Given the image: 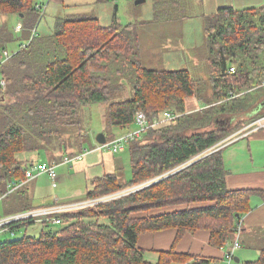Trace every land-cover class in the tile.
Wrapping results in <instances>:
<instances>
[{
    "label": "trees",
    "instance_id": "16d2710c",
    "mask_svg": "<svg viewBox=\"0 0 264 264\" xmlns=\"http://www.w3.org/2000/svg\"><path fill=\"white\" fill-rule=\"evenodd\" d=\"M189 1L154 0L151 21L186 20L191 16ZM40 6L35 0H0L1 14H23L30 38L29 47L14 54L21 71L17 70L23 73L20 83L14 77L7 79L4 73L1 77L6 79V86L0 85L4 95L0 99V194H6V213L34 208L27 203L30 197L22 182L35 161L24 163L17 155L55 150L56 142H60L56 151L68 153L65 130L70 132L76 126L78 142L84 136L80 130L82 118L79 120L82 108L97 103L109 105L105 116L110 127L105 131L108 139L114 136V129L123 133L135 129L139 110L146 113L150 123L162 119L166 110L178 116L150 127L129 144L130 181H123L118 172L96 176L86 197L160 180L96 207L59 213L60 224L43 221L39 235L25 232L21 238L0 241V264H153L138 247L139 236L168 228L178 229L175 244L187 232L207 229L212 245H228L236 235L237 222L250 210L249 200L255 191L228 188L223 148L171 175L162 174L220 143L227 134L225 127L218 126L222 115L231 117L256 106L263 109L259 113L264 116V8L227 6L203 15L210 54L209 81L195 78L185 68L143 65L139 34L146 31L143 24L148 22L122 25L118 5L114 6L110 25H103L92 14L58 16L51 34L38 35L36 26L46 14V8ZM91 22L96 26L88 33ZM67 33L81 41L74 49ZM15 78H19L18 73ZM209 88V100L204 101L203 93ZM5 94L13 96L8 99ZM117 96L121 99L115 100ZM193 96L205 104L199 111L188 113L186 99ZM211 126L215 128L209 129ZM149 137L151 141L147 142ZM86 142L87 136L79 142L81 153L94 148L91 145L93 148L83 150ZM180 206L186 209L153 214ZM32 223L35 221L14 225L13 230L16 234ZM212 263L207 257L177 253L173 247L161 253L158 264ZM243 264H264V248L257 259Z\"/></svg>",
    "mask_w": 264,
    "mask_h": 264
},
{
    "label": "rangeland",
    "instance_id": "374dc122",
    "mask_svg": "<svg viewBox=\"0 0 264 264\" xmlns=\"http://www.w3.org/2000/svg\"><path fill=\"white\" fill-rule=\"evenodd\" d=\"M44 1L45 6L48 7V3L50 0H35V2ZM137 0H112L107 3L97 4L96 0H83L80 4H83L87 7H93L96 5L97 13H99L101 23L103 25H110L112 22V13L114 10V6L118 5V17L119 22L122 25H128L130 23H146L143 24V29L146 30L142 34H139V52H140V61L143 65H146L151 68H171V69H180L186 68L189 69L192 75L198 79H211V74L209 70L208 64V56L210 60L209 49L206 43V33H205V18L204 16L214 13L217 8L225 7V6H233L234 8L244 9L250 8V6L259 7L263 6L264 8V0H190L187 8L188 13L191 14L189 18L181 21H166V22H152L153 19V2L154 0H146L144 3L137 4ZM77 0H63L57 1L52 0L48 11L46 12L45 19L41 18L38 25L36 26V32L38 35L51 34L54 30L55 19L58 15L62 14L65 16L64 12H71L68 6L63 7L64 4H76ZM89 4V5H88ZM60 9L61 13H54V10ZM210 10V11H209ZM204 15V16H203ZM21 16V15H20ZM19 14L9 13V14H1L0 13V40L2 42L7 41L5 43V49L0 51V59L6 57L3 53L4 50H7L9 55H14L16 52L20 50L21 45H27L29 47V34H25V31L22 32L20 27V31H17V24L20 21L18 17ZM12 17L16 18V21L12 20ZM23 20V19H22ZM151 21V22H150ZM94 22L89 23L90 30L88 33H91L92 29L96 26L93 24ZM24 24V23H23ZM27 29V28H26ZM77 29V28H74ZM139 29V27H138ZM27 31H29L27 29ZM33 35V30L31 31V36ZM69 42L72 44V48L74 49L76 44L81 41H78L77 37L71 36L67 33ZM82 35V34H80ZM47 36V35H46ZM89 37V36H88ZM80 39L85 40L84 37L80 36ZM90 40V37H89ZM27 41V42H26ZM38 41V40H35ZM32 41V44L35 42ZM89 44V43H88ZM141 47V48H140ZM15 54V55H16ZM11 61L7 62L4 65V75L7 76V79H13L15 82L20 83L19 79L23 76L17 61H14V56L10 59ZM158 60V61H157ZM14 61V62H13ZM141 63V64H142ZM155 66V67H154ZM18 69V70H17ZM15 70V71H14ZM18 73V79L15 76ZM9 75V77H8ZM3 79L2 78V82ZM4 86L6 84L4 83ZM127 87V86H126ZM211 92V88L205 90L204 101L209 100L208 93ZM6 93V92H5ZM7 94V93H6ZM5 94V95H6ZM3 93L0 90V99L3 97ZM13 95H6L8 99H11ZM195 98L199 101V105L204 106V101H201L195 96ZM121 99L118 96L115 100ZM108 104L105 103H97L93 105H88L87 107L82 108L81 116L79 120L82 118V122L80 120V130L83 133V137H79V142L81 140L86 139V135L91 138V142H93V147L95 148L97 143L96 138L100 133H106L105 131H109L110 127L106 126V112L108 109ZM256 107V106H255ZM253 107L246 113L237 114L231 117L226 115H222L220 117L219 127H225L227 134L222 138L220 143L215 146L207 149L206 151L198 154L197 156L191 158L188 162L183 163L179 166L172 168V170L163 173V176L171 175L179 170H182L188 167L190 164L202 159L204 156L208 155L211 152H215L221 149L223 145L230 142L231 140L237 139L241 137L240 135L247 134L252 132L256 126L253 124L256 120H260L263 117L260 116V110L257 107ZM139 109V108H138ZM143 111V110H142ZM168 111V110H166ZM71 128L70 132L68 129L65 130V135L63 140H67V143L64 142L66 150L71 152L72 146L77 145V137L78 129ZM65 128V127H63ZM62 128V129H63ZM134 128V127H133ZM137 128V124L135 129ZM215 128V126L209 127V129ZM208 130V129H207ZM71 131L73 133H71ZM194 132V131H193ZM124 134L123 132L119 133L118 130H114V136ZM107 135V134H106ZM111 138V139H112ZM151 141V137L147 139V142ZM62 142V141H61ZM78 142V144H79ZM56 145V147H55ZM53 148H58L60 146V142H56ZM92 144H88L86 146L91 147ZM219 147V148H217ZM87 148V147H86ZM127 147L126 151L121 152L119 154H112L110 152H103V157L111 160L116 159V169L113 167L112 163H107L104 167L96 166L93 170H89L88 168L83 167V161H76L71 163L67 167H62V165L57 167V174L59 175L60 171H67L70 173L68 177H64L63 180H59L57 186H53L54 180L48 178L47 176H43L37 181H35L32 186H35V199L34 204H41L43 202H52L56 198H61L66 194L70 193L69 196L74 198L79 195L80 191H85L87 188V181L91 180V177L97 176L99 174L103 175L109 172H118L121 175L123 181H130L132 179V164L130 158V151ZM76 149V148H75ZM54 149H48L47 154L52 155L55 151ZM90 151V150H89ZM62 152V150L60 151ZM25 154H29L31 159L42 158L43 160L49 161V158L43 152L41 154L34 151H26ZM97 154L92 155L96 157ZM23 157V156H20ZM88 172V173H87ZM160 180L156 178L151 181H144L138 184L128 185L117 192L103 194L99 196H94L88 199L81 197L78 198L75 202L79 203L77 207L70 210L80 211L81 209L96 207L100 204L106 203L113 199L121 198L128 196L132 193H135L139 190H142L146 186L154 183L155 181ZM36 183V184H35ZM131 188H135L133 191L129 193L128 190ZM84 193V192H83ZM71 201L61 202L59 204H70ZM84 204V205H83ZM25 211V210H24ZM67 212V211H66ZM1 214V208H0ZM2 215V214H1ZM23 226L20 230L16 232L14 236L10 235V233H2L0 232V241L21 238L24 236L25 232L29 235H39L42 230V226L37 222L30 224L27 226V230ZM235 264H242L236 262Z\"/></svg>",
    "mask_w": 264,
    "mask_h": 264
},
{
    "label": "crops",
    "instance_id": "0c3cea01",
    "mask_svg": "<svg viewBox=\"0 0 264 264\" xmlns=\"http://www.w3.org/2000/svg\"><path fill=\"white\" fill-rule=\"evenodd\" d=\"M51 1L52 0H50V2L48 3V7L43 5L45 4L44 1L37 2V4L41 5L40 6L41 8L45 7L46 10L48 11ZM57 1H60V0H57ZM77 1L79 2H77L76 4H69V5L64 4L63 5V7L70 6L68 9L71 11V12H64L65 16L75 15V17H80L81 15L92 14V15H95L96 17H99L100 19L99 13H97L96 5L93 7H87V6H84L83 4H80L81 1L83 0H77ZM96 3H97V0H96ZM97 4H100V3H97ZM250 7H255V6H250ZM260 7H263V6H260ZM219 8H217L216 10H218ZM237 9H241V8H237ZM56 12L61 13V10L60 9L54 10V13ZM58 16H63V15L60 14ZM18 18L20 21L18 22L16 29L19 32L20 27H22L21 28L22 32L25 31V34H26L27 29L24 27L23 20H22L23 17L20 16ZM12 20L16 21V18L12 17ZM7 41L2 42V40H0V51L5 49V43ZM26 46L27 45H21L19 49L25 48ZM14 53L16 54V52ZM3 54L6 57H4L3 59H0V79L2 76H4L3 75L4 65L7 62L11 61L10 59L14 56V55L10 56L7 50H4ZM167 69H171V68H167ZM200 109H201V106L199 105V101L195 98V96L189 97L186 99V111L188 113L196 112V111H199ZM134 127H136V124ZM114 130H117V129H114ZM118 131L119 133H121V130H118ZM87 140L88 142L84 144L83 150L88 149L89 146H86L87 143L93 145V142H91V138H89L88 136H87ZM108 140H111V139H108ZM65 142L67 143V140H65ZM77 142H78V136H77ZM95 143L98 144L97 140ZM78 145L79 144L77 143L76 146H72L71 152H68L65 154H62V152L55 150V154L53 156V155H48L46 152L45 154L49 158V161L43 160L41 157L38 159H31L29 157V154H25L26 151H24L23 153H19L17 155V158L23 161L24 163H31L32 161H35V164H36L39 161H44L49 164H59L62 161L63 155H68L70 153H78V154L81 153V151L79 150L80 146ZM222 150H223L222 155H223L225 167L227 169L228 188L231 190L252 189L255 191L252 193L250 200H249L250 210L244 213L239 223L237 222V232H236L235 237H233L232 241L228 243V245H226L225 247H217L211 244V241H210L211 231L207 229H199L196 232H187L176 244H175V240L178 234V229L176 228H168V229L161 230V231L143 232L139 236L138 247L145 251V259L147 261L153 264H158L161 258V253L170 251L174 247L177 253L191 254L194 256H203V257L212 259L213 260L212 264H224L226 251L229 250L231 246L233 245V243L237 240H239V242L241 243V248L235 251V258L239 259V263L243 264L245 261L257 259L260 256L261 251L264 248V129L252 131L247 134H243L241 135V137H238L237 139L231 140L230 142L226 143ZM103 152H109V151L96 150V147L90 150L88 153H86V155L82 159L83 167L85 169L88 168L89 170H93L96 166H99V167L102 166L105 169V166L107 165V163L109 164L112 163L113 167H115L116 169V164H117L116 159L108 160L104 158ZM94 154H97L96 157L92 156ZM20 156H23V157H20ZM56 159L58 160L60 159V160L57 161ZM60 165H62V167L69 166L68 164H59V166ZM109 173H114V172H109ZM69 174L70 173L64 170V171H60L59 175H57L55 179L51 178L47 174H43V175L38 176L34 180L27 182L26 183L27 196L30 197L29 199H27V203L31 202L34 208L38 206H39L38 208H40V207L50 206L52 204L61 205L59 203L65 202V201H71V203H76L75 201L78 198L80 199L83 196H84L83 198L88 199L86 197V193L91 189V180L94 177H96V175L91 177V180L89 179V181H87V188L85 191H83L84 193L80 191L79 195L74 198H71L69 196L70 193H68L65 196L61 198L58 197L49 203L43 202L41 204H34L36 187L32 186V184L35 181H37L43 176H47L48 178H51L52 180H54L53 186L56 187L57 183H59L58 181L63 180L64 177L71 176ZM105 174L107 173L104 172L103 175ZM103 175L99 174L97 176H103ZM10 192H12V190L9 191V193ZM5 195L6 194L1 195L2 198L0 200V208H1L2 215L0 214V216L3 217L6 215L22 212V211H17V212H12V213H6L5 210H7V208H5L4 202H3L5 199L4 198ZM201 205H204V204H201ZM34 208H29L27 210H31ZM176 209L178 210L186 209V207L180 206V207H175V208L159 209V210H155L153 214H162L164 212H170ZM29 225L30 224L24 226L26 228L25 230H27V226ZM236 262L237 261L235 260L234 264Z\"/></svg>",
    "mask_w": 264,
    "mask_h": 264
},
{
    "label": "built area",
    "instance_id": "2783aa9c",
    "mask_svg": "<svg viewBox=\"0 0 264 264\" xmlns=\"http://www.w3.org/2000/svg\"><path fill=\"white\" fill-rule=\"evenodd\" d=\"M230 71L234 72L235 68L231 67ZM4 83L6 84L5 80H3L2 82V79H0V85L4 86ZM177 116L178 115H175L170 111H165L163 113L162 119L156 120L154 123H150L146 113L142 110H139L137 111V115H136V124H137L136 129L128 133L116 135L115 138H112L111 140H107V142L104 144L98 143L96 146V150L109 151L114 154L124 152L129 146V144L132 141H134L136 138L140 137L144 132H146L147 129L156 126L162 122L173 120ZM253 125L256 126V128L253 131L264 128V117L260 120L255 121ZM223 147L224 145L221 148ZM88 152L89 150H86L85 152L79 153L74 157L70 155H64L62 157L61 163L59 164H71L76 161H81ZM59 164H49L44 161L37 162L33 166L27 168L26 180L23 181L22 183H27L43 174H47L51 178L55 179L58 175L57 167L59 166ZM19 186L20 184L17 185V187ZM134 189L135 188H131L128 190V192L129 193L134 192L133 191ZM1 198L2 196L0 195V200ZM78 204L79 203L76 202V203H70L68 205L63 204V205H56L51 207H41L37 209H31L27 211L6 215L3 217L0 216V232L6 231L9 232L10 235L14 236L15 235V231L13 230L14 225L27 223L30 221L42 223L45 220H51L53 224L56 225L60 224L61 218L58 217L57 215L59 213H63L74 209L75 207H77ZM239 248H241V243L239 242V240H237L233 243L231 248L226 251L224 264H234L235 251L238 250Z\"/></svg>",
    "mask_w": 264,
    "mask_h": 264
},
{
    "label": "water",
    "instance_id": "95a60500",
    "mask_svg": "<svg viewBox=\"0 0 264 264\" xmlns=\"http://www.w3.org/2000/svg\"><path fill=\"white\" fill-rule=\"evenodd\" d=\"M145 1H146V0H137L136 3H137V4H141V3H144ZM21 16L23 17V14H21ZM96 140H97L98 143L104 144V143H106L107 140H108V139H107V135H106L105 133L102 132V133L98 134ZM235 260H236L237 262H239V259H238V258H235Z\"/></svg>",
    "mask_w": 264,
    "mask_h": 264
}]
</instances>
